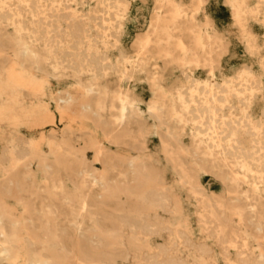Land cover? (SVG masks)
<instances>
[{
  "label": "rangeland",
  "instance_id": "obj_1",
  "mask_svg": "<svg viewBox=\"0 0 264 264\" xmlns=\"http://www.w3.org/2000/svg\"><path fill=\"white\" fill-rule=\"evenodd\" d=\"M0 264H264V0H0Z\"/></svg>",
  "mask_w": 264,
  "mask_h": 264
},
{
  "label": "bare ground",
  "instance_id": "obj_2",
  "mask_svg": "<svg viewBox=\"0 0 264 264\" xmlns=\"http://www.w3.org/2000/svg\"><path fill=\"white\" fill-rule=\"evenodd\" d=\"M216 103V102H215ZM214 113V112H213ZM212 113V114H213ZM199 117H200V115H199ZM94 119V118H93ZM205 125H206V127H209V126H211V127H216V125H217V119L215 118V117H210L209 115H207V117H206V121H205ZM218 136V135H217ZM31 141V140H30ZM33 142V141H32ZM34 143V142H33ZM220 143V142H219ZM137 187V186H136Z\"/></svg>",
  "mask_w": 264,
  "mask_h": 264
}]
</instances>
